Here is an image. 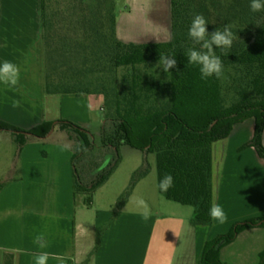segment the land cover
I'll return each instance as SVG.
<instances>
[{
	"label": "trees",
	"instance_id": "obj_1",
	"mask_svg": "<svg viewBox=\"0 0 264 264\" xmlns=\"http://www.w3.org/2000/svg\"><path fill=\"white\" fill-rule=\"evenodd\" d=\"M172 3L173 39L135 44L117 36L116 0H43L49 54L46 92L104 96L107 117L114 122L112 131L104 126L103 138L106 146L115 148L117 159L91 185L80 181L77 161L93 150V134L73 121L57 122L78 144L74 155L76 198L79 191L93 193L107 181L120 162L121 146L127 144L156 154L159 179L166 174L174 178V187L163 194L196 207L195 223L209 225L213 223L209 208L215 203V144L226 141L237 124L254 118L255 135L240 150L254 147L264 159V12H252L249 0ZM196 14L205 16L209 32L231 24L238 37L232 49H220L221 79H201L199 66L188 64L184 54L188 48L198 47L188 36ZM61 15L71 22L75 39L68 31L57 36L65 30L56 22ZM161 53L175 55L177 67L169 72L156 67ZM55 123L47 121L26 130L0 119V130L12 132L22 151L31 135L45 138ZM149 169L136 173L121 205ZM4 186L1 183L0 190ZM117 219L115 214L111 224ZM255 226H264V217L239 221L229 232L209 240L202 261L227 264L221 257L223 247ZM100 244L101 240L91 257ZM261 259L264 264V252Z\"/></svg>",
	"mask_w": 264,
	"mask_h": 264
},
{
	"label": "crops",
	"instance_id": "obj_2",
	"mask_svg": "<svg viewBox=\"0 0 264 264\" xmlns=\"http://www.w3.org/2000/svg\"><path fill=\"white\" fill-rule=\"evenodd\" d=\"M116 5L117 36L123 42L145 44L173 39L172 0H122V4L117 0ZM44 33L43 0H0V63L8 60L21 71L18 87L0 84V119L26 130L60 120L86 126L88 121L75 117V113L58 112L61 107L55 112L56 106L55 111L46 106L51 96L46 92L44 78ZM216 54L221 57L220 49ZM61 95L64 98L58 102L64 105L88 97ZM16 100L20 106L14 108L12 102ZM252 119L235 126L228 139H237L229 143L230 148H215V204L224 209L228 221L197 225L198 264H208L202 261L205 242L229 232L239 221L264 217V159L254 147L240 150L255 135L256 120ZM58 130L65 138L54 139ZM3 131L6 130H0V142ZM8 141L13 144L9 151L13 161L11 175L0 179V184L5 183L0 190V264H35V258L42 253L48 254L47 264H147L156 231L154 215L145 220L140 212L124 208L120 212L104 210L91 234L84 221H77L74 155L78 144L68 131L56 124L55 131L45 138L31 135L18 155L15 136ZM65 145H70L71 150ZM115 212L118 219L104 229ZM101 232L100 247L91 257ZM41 233L47 241L44 248L35 242ZM242 237H255L263 243L258 252L261 261L264 226H255L223 247L221 257L227 264L250 263L245 250L240 255L235 252Z\"/></svg>",
	"mask_w": 264,
	"mask_h": 264
},
{
	"label": "rangeland",
	"instance_id": "obj_3",
	"mask_svg": "<svg viewBox=\"0 0 264 264\" xmlns=\"http://www.w3.org/2000/svg\"><path fill=\"white\" fill-rule=\"evenodd\" d=\"M119 4H122V0H119ZM116 13H118L117 5ZM56 22L60 25V29H65L57 32V36H65L68 31L69 35L75 39L71 22L66 15L59 16ZM44 46L47 65L44 78H46L49 70V58L47 57L49 54L45 40ZM48 96H51L48 97L49 99L46 102L49 110L53 109L55 111L56 106L55 112H57V109L61 107L58 112L68 110L75 113V117L88 121L86 126L78 125L83 129L88 128V132L93 134L94 148L87 156L78 159L77 169L80 181L84 185H91L99 176L105 173L108 167L112 164L114 165L118 156L115 148L105 145L103 138L104 126L110 131L114 129V122L107 117L105 98L104 96L85 95L88 96L85 101L77 99L79 101H75V104L74 102H66L64 105L62 101L58 102L64 98L63 95L50 94ZM73 122L76 123L75 121ZM252 122H255V120L252 119ZM62 133L63 131L58 130L54 135V139L65 138ZM2 134H4V137L3 141L0 142V179L11 175V164L13 161V156L9 154V151L13 149V144H10L11 141H8L11 140L13 133L3 131ZM235 139L237 137L231 139V141L227 139L228 141L218 142L215 144V148L217 146L219 148L226 146V149H228L231 147L229 143ZM17 151L15 155L21 153L20 149ZM120 157V162L115 167L113 173L95 192L88 193L79 191L76 198L77 221H84L88 227L89 234H91V231H94L96 220L102 211L111 209L117 212L124 208L128 212H141L142 210L137 208L135 201L138 198H143L148 203L151 214L157 217L155 236L151 243L147 264H198L196 252L198 250L197 242L200 234L197 231L199 229L195 223L196 207L170 200L159 190L158 184L160 179L156 154L147 153L142 149L124 144L121 146ZM99 163L103 164L99 166ZM145 168H150L149 172L138 181L126 202L121 205L120 200L132 185L136 173ZM116 214L118 215V213ZM111 225L110 222L104 229L109 228ZM202 232L204 233V229ZM101 237L102 235L96 236L97 242L101 240ZM258 240L255 237H242L236 245V255H240V251L243 254V250H245L250 262L249 264H253L254 262L261 264L262 259L260 261L258 252L262 249L263 243H260ZM204 245L206 247V244Z\"/></svg>",
	"mask_w": 264,
	"mask_h": 264
},
{
	"label": "clouds",
	"instance_id": "obj_4",
	"mask_svg": "<svg viewBox=\"0 0 264 264\" xmlns=\"http://www.w3.org/2000/svg\"><path fill=\"white\" fill-rule=\"evenodd\" d=\"M249 8L252 12H264V0H249ZM208 21L203 14H196L188 28V36L193 44L198 47H191L184 53L187 57L188 64L199 66L201 79L208 80L215 77L221 79L224 75V65L220 56L216 54V49L230 50L234 41L238 38L232 31L231 24H225L221 31L217 28L215 31L209 32ZM227 54V53H226ZM156 67L162 68L165 72L177 67L175 55L162 54ZM178 70V69H177ZM21 71L18 65L8 60L0 63V84L10 88H16L20 84ZM166 100V99H165ZM14 108L20 106L18 100L12 102ZM70 149V145H65ZM174 187V178L171 174H166L158 184V188L162 193H167ZM138 209L142 210L140 214L147 220L151 214L148 203L143 198L136 201ZM195 211V209H193ZM209 216L213 222L224 224L228 221L227 213L219 205L213 203L209 208ZM35 242L41 248L47 246V241L41 233L35 238ZM49 257L47 253H42L35 258V264H47Z\"/></svg>",
	"mask_w": 264,
	"mask_h": 264
},
{
	"label": "water",
	"instance_id": "obj_5",
	"mask_svg": "<svg viewBox=\"0 0 264 264\" xmlns=\"http://www.w3.org/2000/svg\"><path fill=\"white\" fill-rule=\"evenodd\" d=\"M57 122L55 123V126H56ZM55 126L53 127L52 131L50 132L49 135H51L54 131H55Z\"/></svg>",
	"mask_w": 264,
	"mask_h": 264
}]
</instances>
